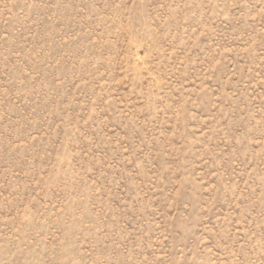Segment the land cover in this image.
<instances>
[{
    "label": "rangeland",
    "instance_id": "1",
    "mask_svg": "<svg viewBox=\"0 0 264 264\" xmlns=\"http://www.w3.org/2000/svg\"><path fill=\"white\" fill-rule=\"evenodd\" d=\"M0 264H264V0H0Z\"/></svg>",
    "mask_w": 264,
    "mask_h": 264
}]
</instances>
